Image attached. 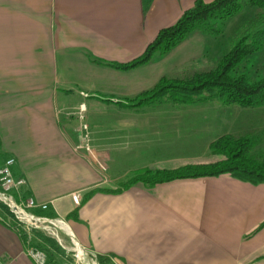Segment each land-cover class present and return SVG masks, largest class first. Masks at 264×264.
Masks as SVG:
<instances>
[{
	"label": "crops",
	"instance_id": "obj_1",
	"mask_svg": "<svg viewBox=\"0 0 264 264\" xmlns=\"http://www.w3.org/2000/svg\"><path fill=\"white\" fill-rule=\"evenodd\" d=\"M195 1L0 0V166L13 158L22 196L48 206L31 214L66 222L113 264H264V184L223 175L113 192L129 171L179 168L206 146L197 138L196 155L179 157L189 133L179 137L178 123L189 117L177 103L126 102L158 77L152 66L105 65L140 57ZM154 117L173 130L146 127ZM19 228L27 233L0 211L2 264H34Z\"/></svg>",
	"mask_w": 264,
	"mask_h": 264
},
{
	"label": "trees",
	"instance_id": "obj_2",
	"mask_svg": "<svg viewBox=\"0 0 264 264\" xmlns=\"http://www.w3.org/2000/svg\"><path fill=\"white\" fill-rule=\"evenodd\" d=\"M247 8L256 12L255 19L246 23L244 35L234 43L214 70L195 74L190 79L179 80L170 85L159 84L151 91V97L142 99L140 102L157 104L167 101L185 105L209 102L224 107L264 108V77L257 79L238 72L246 57L264 48V29H259L264 22L262 21L264 20V0H214L210 3L196 0L174 25L158 33L140 57L126 64L106 63L105 65L119 71H128L145 65L153 54H166L194 32L206 35L218 33L221 31V25ZM93 62L100 63L96 60ZM260 141V138L248 135L223 136L213 142L210 147L211 153L220 158L218 161L187 164L175 169H147L134 175L113 192H120L137 183L145 187H154L178 180L223 175L253 186L262 185L264 184V158H261V153L256 152L257 147L262 144ZM0 211L2 215L21 226L10 209L1 202ZM37 214L39 217H46L44 213ZM69 217L76 219L77 210L73 211ZM17 231L27 245L44 251L49 260L55 263L56 257L66 255L57 241L35 229H31L29 233L30 236L35 237L34 240H31L30 236L22 232L20 228ZM97 259L100 264L110 263L108 257L98 256Z\"/></svg>",
	"mask_w": 264,
	"mask_h": 264
},
{
	"label": "rangeland",
	"instance_id": "obj_3",
	"mask_svg": "<svg viewBox=\"0 0 264 264\" xmlns=\"http://www.w3.org/2000/svg\"><path fill=\"white\" fill-rule=\"evenodd\" d=\"M255 14L256 12L249 8L244 9L240 14L227 20L221 25V31L218 33L206 35L200 32H194L188 35L183 42L172 48L166 54H153L150 61L140 67L146 65L152 66V70L159 73L158 77H156L149 86L146 83L145 88L139 87L137 89L139 91L136 90L137 92L134 96L130 95L129 98L126 99V102L136 103L139 101L138 105L141 107L140 100L151 97V91H153L159 84L170 85L179 80L190 79L195 74L214 70L218 62L228 53L234 43L244 35L246 23L254 20ZM259 29H264V22H262ZM238 72L257 79L264 77V48L246 57L241 67L238 69ZM145 104H147V102H145ZM177 104L179 105L176 106L179 108V115L181 113L182 115L189 117L188 121L179 120V127L176 126L179 130V137H181L185 131H188L187 133H189V137L186 136L179 140V147L174 148L179 152V157L188 159L189 157L195 156V150L198 146H196V143H199V139L201 142L206 141V146H204V148L202 147L201 150L199 149L200 159L192 162H216L220 158L213 155L210 151L213 142L223 136L243 137L248 135L260 138L262 144L257 147L256 152L258 154L261 153V158H264V108L243 109L236 106L224 107L217 103H211L204 107L193 108L196 110L190 111L185 108V104H179L178 102ZM169 108L170 107L166 108V110L171 113L172 110ZM162 109L165 108H161V110ZM159 112L160 111L158 110L156 113ZM203 120L206 121V123L203 122ZM166 122L167 121H161L160 118L156 121L154 117L149 125L146 123V125H148L146 127L157 129L158 125H161L162 127L165 125L164 128L166 130L164 131L173 130V128L170 127L175 125V123L169 122L168 125H166ZM142 123L143 122H141V124ZM84 127H86V125H84ZM189 128L193 130H188ZM166 156L167 158H170L172 155L167 153ZM120 162L122 161H119L118 163ZM121 168H125L124 164L116 163L114 170H120ZM144 170L147 169L127 172V174L120 179V184L115 187L120 188L127 180L131 179L138 173L144 172ZM121 171H123V169ZM134 185H139V183ZM13 195L16 199L15 194ZM63 223L65 224L63 225V231L60 230L54 222H44L41 224L29 222L27 224L30 232L31 229L39 231L46 237L57 241V243L65 250V256L56 257L57 264H64L66 261L70 260L76 244L75 238L73 237V240L65 231L68 224L64 221ZM21 226L23 227L25 225L22 224Z\"/></svg>",
	"mask_w": 264,
	"mask_h": 264
},
{
	"label": "built area",
	"instance_id": "obj_4",
	"mask_svg": "<svg viewBox=\"0 0 264 264\" xmlns=\"http://www.w3.org/2000/svg\"><path fill=\"white\" fill-rule=\"evenodd\" d=\"M86 130L87 128L83 127V132H86ZM86 138L87 136H85L83 140L85 141ZM14 164L15 160L13 158H8L0 166V202L10 209V212L14 215L20 225H25L23 228L28 235H30V229L27 225L29 222L34 224H37V222H39V224L44 222H60L61 224L65 225L61 220H50L30 213L31 210L36 209L45 211L48 209V206L46 204H37L33 199H25L22 196L21 191L25 187L26 183L25 180L21 178L17 179L13 176L12 167ZM13 194H15L16 199ZM72 199L75 204H79L80 195L74 194ZM23 216L25 218H23ZM25 254L34 264H57L49 260L47 254L44 251L32 246L27 247ZM97 258V254L82 247L76 241L75 249L72 251V260L66 261L64 264H100ZM109 261L110 263L108 264H113L111 259H109ZM0 264L2 263L0 262Z\"/></svg>",
	"mask_w": 264,
	"mask_h": 264
},
{
	"label": "bare ground",
	"instance_id": "obj_5",
	"mask_svg": "<svg viewBox=\"0 0 264 264\" xmlns=\"http://www.w3.org/2000/svg\"><path fill=\"white\" fill-rule=\"evenodd\" d=\"M23 218H25L24 216H23ZM28 219V218H27ZM29 220L31 221V219L29 218ZM56 225L57 224H61L60 222H54ZM37 224H39V222H37ZM61 225H63V224H61Z\"/></svg>",
	"mask_w": 264,
	"mask_h": 264
}]
</instances>
